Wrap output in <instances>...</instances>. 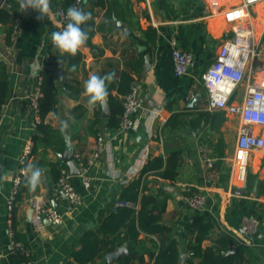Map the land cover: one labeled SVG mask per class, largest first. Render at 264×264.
Masks as SVG:
<instances>
[{
	"label": "crops",
	"instance_id": "obj_1",
	"mask_svg": "<svg viewBox=\"0 0 264 264\" xmlns=\"http://www.w3.org/2000/svg\"><path fill=\"white\" fill-rule=\"evenodd\" d=\"M71 2L51 0V19L37 20V11H23L18 0H0V11L5 9L10 16L8 22L0 20V64L5 65L9 74V88L0 116V264H19L21 261L11 248L10 229L14 221L8 199L21 168L22 156L30 145L32 150L27 165L31 163L40 168L43 177L35 190L23 192L16 202L14 232L18 234L17 239L30 248L32 264H79L73 253L80 248L84 234L115 209L122 189L139 176L149 159L160 155L166 157L173 149L182 151L177 179L166 180L156 173L147 178L150 187L161 188L163 196L168 197L163 222L172 227L181 255L187 253L188 258L193 239V217L203 215L213 223L203 247L214 246L216 239L226 234L235 241L234 250L245 254L246 259L241 264H264V238L260 233L247 237L241 229L244 215L264 219V193L258 194L257 183V179H264V149L249 155L242 176L240 167L234 165L236 139L231 140V131L239 124L238 118L222 111L226 121L220 132L211 131L203 123L199 127L193 123L199 112H213L208 109L204 75L222 40L232 35L233 25L220 13L211 15L208 0H151L152 16L145 0H104V6L96 5V0H88L82 9L91 13L95 22L91 38L93 47L85 43L78 50L82 59L75 65L72 56L61 53L51 40L53 31H62L66 27L68 21H61L59 10ZM263 6L264 3L255 8L262 11ZM15 26L19 30L13 36ZM150 26L158 32V38L152 44L142 32ZM173 36L181 48L193 53L195 59V65L180 77L174 71L170 42ZM43 68L58 74L57 109L47 115L46 123L58 131L62 141L55 139L52 145L47 144L44 134L37 131L36 111L32 104L33 95L40 88V70ZM125 71L132 74L133 84L140 86L143 108L137 117L138 127L119 133L117 127H111L109 123V96L117 95L116 82ZM90 74L101 77L114 74L110 82L106 81L109 117H105V108L99 104L89 105V97L84 95V83ZM198 93L201 94L199 106L188 108L185 98ZM174 114L179 115L181 123L172 128L167 122ZM61 121L68 125L64 132L60 131ZM257 129L264 134L263 127ZM36 133L39 139L34 138ZM99 133L103 135L105 145L100 156L89 164L91 187L84 186L79 174H72L70 181L82 195L83 203L69 211L66 199L56 200L52 195L55 180L51 164L69 167L60 157L67 141L73 146L74 154L80 153L90 159ZM220 139L225 141L222 157L213 147ZM201 142H206L218 157L220 173L216 183L206 181L202 173ZM55 146L62 148L54 149ZM187 187L205 195L202 209H194L188 204ZM35 197L40 203L51 204L62 212L63 222L53 224L43 217L41 223H35L33 202L30 201ZM151 259L147 256V260ZM194 261V264H200L201 258ZM86 264H119V261L109 263L106 258H101Z\"/></svg>",
	"mask_w": 264,
	"mask_h": 264
},
{
	"label": "built area",
	"instance_id": "obj_2",
	"mask_svg": "<svg viewBox=\"0 0 264 264\" xmlns=\"http://www.w3.org/2000/svg\"><path fill=\"white\" fill-rule=\"evenodd\" d=\"M19 1V0H18ZM88 0H74L72 6L82 8ZM148 11L152 16L151 0H145ZM213 14H221L224 19L233 25L232 35L225 37L216 53L214 61L204 75V86L207 91L208 109L223 111L226 115L238 118L239 130L236 137L234 165H238L242 176L246 172L249 155L254 151L264 149V134L257 128H264V10L255 8L264 3V0H208ZM264 7V6H263ZM29 8L27 10H30ZM25 10V11H27ZM67 9L59 10L61 21H68ZM154 18V17H153ZM153 21V20H152ZM154 22V21H153ZM262 29L260 30V27ZM19 27L15 26L14 36ZM172 58L176 76L185 75L194 65L195 59L192 52L184 50L178 44L177 38H171ZM42 95L41 88L33 95L32 104L36 111L35 125L40 121L39 99ZM123 111L117 127L119 133H127L138 127V114L143 108V99L140 86L132 84L129 93L121 97ZM97 145L90 159L80 153L74 154L75 162L79 168L86 188L91 187V178L88 174L89 164L97 159L104 150V137L97 136ZM31 145L21 159V168L14 180V187L8 199L9 209L13 217V209L21 181L24 178V169L27 166V157L31 153ZM201 154L202 173L211 183H216L219 178L218 157L206 142L199 145ZM70 168L61 166L59 179L52 186L54 199L64 198L68 201L69 211H73L83 203L82 195L75 190L70 178ZM188 204L194 209L205 206L206 197L200 191L191 187L185 189ZM35 203V223H41L43 217L53 224L63 222V213L51 204L39 202L38 198H31ZM120 206H135L129 200H120L115 208ZM241 229L247 237L261 234L264 238V219L255 215H244ZM14 229H10L11 248L20 256L19 264H32V252L25 243L15 239Z\"/></svg>",
	"mask_w": 264,
	"mask_h": 264
},
{
	"label": "trees",
	"instance_id": "obj_3",
	"mask_svg": "<svg viewBox=\"0 0 264 264\" xmlns=\"http://www.w3.org/2000/svg\"><path fill=\"white\" fill-rule=\"evenodd\" d=\"M72 2L68 7H71ZM96 5L104 6V0H96ZM86 11V10H84ZM88 12V11H86ZM10 19L7 10L0 11V20L8 22ZM95 22L93 18L82 27L89 34L87 45H92L91 38L94 34ZM142 32L148 42L154 43L158 38L156 28L150 26ZM73 64H78L82 56L79 52L72 56ZM41 76V92L39 99V116L40 121L36 124L37 131L44 134V140L47 144H53L55 139H62L58 131L53 129L46 123V117L50 112L57 109L58 86L56 80L58 78L57 71L49 68L40 70ZM134 78L130 72H122L119 80L116 82L117 95L109 96L111 116L109 123L111 127H118L120 114L123 111V104L120 96H124L130 92ZM9 88V74L6 67L0 64V116L3 105L6 101ZM179 115L174 114L167 122V126L175 128L181 123L178 119ZM226 121V116L222 111H201L198 113L196 120L193 122L199 127L203 123L209 127L211 131L220 132L222 124ZM35 139H39L38 133L34 135ZM217 154L222 157L224 154L225 141L220 139L214 146ZM62 148V147H61ZM55 146L54 149H61ZM36 150V147L33 151ZM32 151V152H33ZM182 151L173 149L168 151L166 157L155 156L147 161L142 168L139 176L131 180L120 194V200H129L135 206H120L112 210L99 225L88 230L80 241V248L73 253L75 261L79 264L94 262L97 259L105 258L107 253L113 252L122 246H127L129 251L135 255L124 256L119 259V264H180L181 251L179 249L178 240L174 237V231L171 226L163 222V214L167 207V196H163L162 189H153L150 187V180L147 176L156 173L163 179L175 181L179 175L182 165ZM61 166L51 164V171L54 175L55 182L61 174ZM155 181V180H154ZM54 182V183H55ZM258 194L264 193V179H257ZM29 189L25 187V179L21 181L16 200L21 198L23 192ZM17 208L13 209V226L15 230L17 225ZM213 223L208 221L203 215H195L192 219V235L188 248V258L185 264H194L195 258H201L200 264H241L246 256L238 250H234L235 241L226 234H222L216 239L214 246L203 247L202 243L210 236ZM15 239L18 238L17 232ZM18 240V239H17ZM234 250V251H233ZM147 256L152 259L147 260Z\"/></svg>",
	"mask_w": 264,
	"mask_h": 264
},
{
	"label": "clouds",
	"instance_id": "obj_4",
	"mask_svg": "<svg viewBox=\"0 0 264 264\" xmlns=\"http://www.w3.org/2000/svg\"><path fill=\"white\" fill-rule=\"evenodd\" d=\"M20 8L25 11L32 8L37 11V20H48L52 17L51 0H19ZM68 23L62 31H53L51 33L52 44L59 49L61 53H68L75 56L78 50L88 41V31L82 27L91 19V13L84 11L79 7H69L66 13ZM75 69V65H73ZM114 74H107L103 77L96 74H90L84 83V95L89 97L88 104L95 106L99 104L102 108L107 107L108 91L106 81L110 82ZM63 79V77H61ZM68 125L66 121H61L60 131L64 132ZM25 187L29 190H35L41 183L43 173L38 167L29 163L24 169Z\"/></svg>",
	"mask_w": 264,
	"mask_h": 264
},
{
	"label": "water",
	"instance_id": "obj_5",
	"mask_svg": "<svg viewBox=\"0 0 264 264\" xmlns=\"http://www.w3.org/2000/svg\"><path fill=\"white\" fill-rule=\"evenodd\" d=\"M121 27L125 28L126 30H128V28L125 26L124 23L118 21L115 17L113 18ZM147 61V67L149 69L150 67V64H149V60L148 58L146 59ZM60 75L61 77H63V72L61 71L60 72ZM201 98V94L198 93L196 94V96L192 97V98H189V97H186L185 100L187 101V107L188 108H191V109H196L198 106H199V99ZM104 113H105V117H109V114H108V107H106L104 109ZM60 157L62 158L63 161L67 162L68 163V166L70 168V171H71V174H75V175H78L80 173L79 171V168L75 162V159H74V150H73V146L71 145V143L69 141H67V145H66V148L64 150L63 153L60 154ZM247 186V183H245V187ZM244 187V188H245ZM243 188V190H244ZM242 191V189H241ZM35 208V203H33V209ZM124 256H132V257H135L134 254H132L128 247L127 246H122L120 247L119 249L113 251V252H109L107 253V255L105 256L106 260L109 262V263H113L115 261H118L119 259H121L122 257ZM181 263L183 264L187 258V253H183L181 255Z\"/></svg>",
	"mask_w": 264,
	"mask_h": 264
},
{
	"label": "rangeland",
	"instance_id": "obj_6",
	"mask_svg": "<svg viewBox=\"0 0 264 264\" xmlns=\"http://www.w3.org/2000/svg\"><path fill=\"white\" fill-rule=\"evenodd\" d=\"M262 27L263 26H261L260 27V30L262 29ZM233 122H237V120H233ZM238 124V123H237ZM237 128V129H236ZM238 130H239V124L237 125V127L235 126V129H233L232 131H231V140H232V142H234V140L236 139V136H237V134H238Z\"/></svg>",
	"mask_w": 264,
	"mask_h": 264
}]
</instances>
